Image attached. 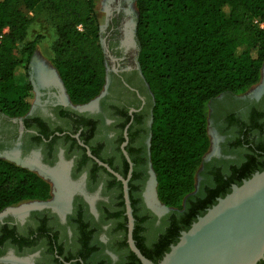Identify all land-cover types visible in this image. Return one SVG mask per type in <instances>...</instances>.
I'll return each mask as SVG.
<instances>
[{
	"label": "flooded vegetation",
	"instance_id": "af4514ba",
	"mask_svg": "<svg viewBox=\"0 0 264 264\" xmlns=\"http://www.w3.org/2000/svg\"><path fill=\"white\" fill-rule=\"evenodd\" d=\"M126 2L113 0L106 25L100 26L106 78L96 97L74 103L55 68L32 65L28 112L20 117L0 112V157L37 173L52 193L24 204L23 216L12 211L0 216V257L27 264H124L129 243L123 179L134 232L140 226V237L153 246L168 229L172 208L159 202L156 208L149 200L156 176L149 150L151 102ZM211 105V153L193 195L209 187L232 189L264 165L263 70L248 92L222 94Z\"/></svg>",
	"mask_w": 264,
	"mask_h": 264
},
{
	"label": "trees",
	"instance_id": "16d2710c",
	"mask_svg": "<svg viewBox=\"0 0 264 264\" xmlns=\"http://www.w3.org/2000/svg\"><path fill=\"white\" fill-rule=\"evenodd\" d=\"M99 1L0 0L1 113L20 117L31 107L32 86L17 82L16 69L20 54L31 57L37 50L39 38L26 37L30 13L38 9L52 15L57 39L49 58L70 99L86 103L101 92L106 65L96 19ZM136 8L139 65L152 97L150 162L158 199L172 212L166 233L153 246L140 237V226L134 237L142 253L159 263L181 232L232 190L209 187L193 195L211 147L208 103L225 93L248 92L262 78L264 0H136ZM49 197L50 186L37 173L0 157V213ZM125 245L124 264H142Z\"/></svg>",
	"mask_w": 264,
	"mask_h": 264
},
{
	"label": "water",
	"instance_id": "95a60500",
	"mask_svg": "<svg viewBox=\"0 0 264 264\" xmlns=\"http://www.w3.org/2000/svg\"><path fill=\"white\" fill-rule=\"evenodd\" d=\"M123 182L128 243L142 264H258L264 259V169L244 179L241 185H233L230 193L218 198L188 230L182 231L179 241L159 263L146 257L136 244L128 181ZM154 182L158 196L156 176ZM157 200L166 208L158 197Z\"/></svg>",
	"mask_w": 264,
	"mask_h": 264
},
{
	"label": "rangeland",
	"instance_id": "374dc122",
	"mask_svg": "<svg viewBox=\"0 0 264 264\" xmlns=\"http://www.w3.org/2000/svg\"><path fill=\"white\" fill-rule=\"evenodd\" d=\"M112 1L113 0H100L98 2L97 8H96V19H97L99 27L106 25L107 16L111 8ZM126 1H127L126 3H123V7L130 12V15H131L130 29L133 33L135 31L136 24H137V18H138L136 0H126ZM30 16L33 18V22L28 30L26 41H31L33 39L39 38V44L37 45L36 52L31 57H29L27 54H20V63L16 69V80L17 82L22 83V84L29 82L28 70L30 69L29 67L32 65L34 67H38V66L42 67L43 65H47L52 70L54 69L53 65L51 64L50 58H49L50 47L57 39V33L53 25L52 15L46 9H38L30 13ZM263 76H264V66H263ZM30 93H31V99L33 100V92L31 91ZM148 93H149L150 102L152 103L151 94L150 92ZM211 107L212 105L210 102L208 103V106H207L208 119H209V115L211 112ZM208 130H209V135L212 138L213 137L211 134L212 130L209 129V127H208ZM210 153H211V147L207 155H209ZM199 172H200V169L198 170V173H197L196 186L198 185ZM51 196H52V193H50V198ZM29 203H31V201L24 202L22 203V205L24 206V204H29ZM20 206L19 205L12 206L9 209L4 210L3 212L0 213V216L5 214L7 211L13 212L15 209L19 208ZM5 257H0V264H16V263L23 264L20 261L11 262L7 260Z\"/></svg>",
	"mask_w": 264,
	"mask_h": 264
},
{
	"label": "bare ground",
	"instance_id": "6f19581e",
	"mask_svg": "<svg viewBox=\"0 0 264 264\" xmlns=\"http://www.w3.org/2000/svg\"><path fill=\"white\" fill-rule=\"evenodd\" d=\"M129 29V28H128ZM129 32V31H128ZM126 35V34H125ZM125 39V38H124ZM127 40V39H126ZM126 44V43H125ZM129 45V44H128ZM57 179H58V181H59V183L61 184V180H60V178L59 177H57ZM61 189H62V191H63V188L61 187ZM65 196H66V194H65V192H62V194L61 195H59V197L57 198V204L59 205V206H62V204L64 203V199H65ZM149 200H150V203L154 206V207H158V205H157V202H158V200H157V197H156V194L154 193L153 195L152 194H150L149 195ZM27 208L28 207H26L25 205L24 206H22V207H19V208H17V209H15L13 212L17 215V216H23L25 213H26V211H27ZM23 263H27V261L26 260H24V261H22Z\"/></svg>",
	"mask_w": 264,
	"mask_h": 264
},
{
	"label": "built area",
	"instance_id": "2783aa9c",
	"mask_svg": "<svg viewBox=\"0 0 264 264\" xmlns=\"http://www.w3.org/2000/svg\"><path fill=\"white\" fill-rule=\"evenodd\" d=\"M79 29H82V25L79 26Z\"/></svg>",
	"mask_w": 264,
	"mask_h": 264
}]
</instances>
